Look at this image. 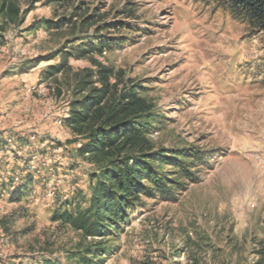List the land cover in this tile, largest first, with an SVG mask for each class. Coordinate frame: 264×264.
Segmentation results:
<instances>
[{"label": "rangeland", "instance_id": "obj_1", "mask_svg": "<svg viewBox=\"0 0 264 264\" xmlns=\"http://www.w3.org/2000/svg\"><path fill=\"white\" fill-rule=\"evenodd\" d=\"M15 2L21 20L0 17V264L42 252L64 261L79 242L51 217L59 200L88 193L92 165L61 122L93 60L145 86L156 146L215 154L175 199L141 196L107 237L104 264L255 263L264 251V33L202 0ZM74 12V22L99 21L76 28ZM120 22L99 33L119 45L69 55ZM24 183L30 193L14 200L7 188Z\"/></svg>", "mask_w": 264, "mask_h": 264}, {"label": "trees", "instance_id": "obj_2", "mask_svg": "<svg viewBox=\"0 0 264 264\" xmlns=\"http://www.w3.org/2000/svg\"><path fill=\"white\" fill-rule=\"evenodd\" d=\"M202 1L228 11L233 19L245 23L251 33H264V0ZM20 12L15 0H0V17L5 24L19 22ZM77 14L74 12L68 18L76 28L94 26L99 21L91 19L94 15H82L74 22ZM63 20L55 26L66 24ZM118 25L121 22L97 27L98 34L93 39L84 38L69 55H102L119 45L114 38L99 34ZM63 58L66 65L69 58ZM93 61L97 69L80 74L67 116L61 122L76 137L72 143L79 144L75 148L77 155L92 165L87 172L88 193L79 191L59 200L51 217L75 230L79 242L65 251L64 261L42 252L30 253L20 262L10 264H104L111 250L107 237L127 223L129 211L141 196L175 199L189 184L199 180L201 168H206L215 155L194 147L166 150L156 146L151 134L157 108L145 94V86L126 78L122 70L116 73L112 67ZM28 181L32 177L28 176L25 182ZM26 183L7 188L14 200L30 193L31 186ZM258 253L260 256L253 264H264V251Z\"/></svg>", "mask_w": 264, "mask_h": 264}]
</instances>
